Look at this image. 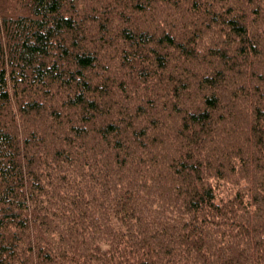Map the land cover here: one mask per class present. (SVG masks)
Here are the masks:
<instances>
[{"label":"trees","instance_id":"1","mask_svg":"<svg viewBox=\"0 0 264 264\" xmlns=\"http://www.w3.org/2000/svg\"><path fill=\"white\" fill-rule=\"evenodd\" d=\"M0 264H264V0H0Z\"/></svg>","mask_w":264,"mask_h":264},{"label":"rangeland","instance_id":"2","mask_svg":"<svg viewBox=\"0 0 264 264\" xmlns=\"http://www.w3.org/2000/svg\"><path fill=\"white\" fill-rule=\"evenodd\" d=\"M92 1V0H91Z\"/></svg>","mask_w":264,"mask_h":264}]
</instances>
